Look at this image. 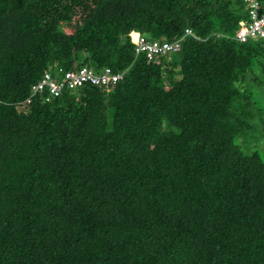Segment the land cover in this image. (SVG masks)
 <instances>
[{
    "label": "trees",
    "instance_id": "obj_1",
    "mask_svg": "<svg viewBox=\"0 0 264 264\" xmlns=\"http://www.w3.org/2000/svg\"><path fill=\"white\" fill-rule=\"evenodd\" d=\"M246 18L244 0H0V264H264ZM133 31L183 39L149 58ZM83 65L123 76L26 103Z\"/></svg>",
    "mask_w": 264,
    "mask_h": 264
},
{
    "label": "built area",
    "instance_id": "obj_2",
    "mask_svg": "<svg viewBox=\"0 0 264 264\" xmlns=\"http://www.w3.org/2000/svg\"><path fill=\"white\" fill-rule=\"evenodd\" d=\"M247 9V18L239 23L235 37L240 42L249 40H264V3L261 0H244ZM192 34L191 29L186 30L185 36ZM132 41L137 45V52L145 51L149 58H153L156 54H166L180 49L181 41L159 42L148 41L142 34L138 33L134 37L131 33ZM123 74L115 72L111 67H104L100 71L83 65L73 69L65 70L61 66L50 67L46 70L42 77L32 84L30 96L26 99V103H30L32 98L37 95H45L46 100L61 95L65 90L79 88L85 84H93L99 86H114L121 80Z\"/></svg>",
    "mask_w": 264,
    "mask_h": 264
},
{
    "label": "rangeland",
    "instance_id": "obj_3",
    "mask_svg": "<svg viewBox=\"0 0 264 264\" xmlns=\"http://www.w3.org/2000/svg\"><path fill=\"white\" fill-rule=\"evenodd\" d=\"M260 86H261V88L264 89V85H260ZM166 87L168 88V85H166ZM262 95L264 96V93ZM256 126H257V130H259L261 132L262 136L264 137V123L257 122ZM257 148H259L261 153L264 154V140L263 139L260 141V144L258 145Z\"/></svg>",
    "mask_w": 264,
    "mask_h": 264
},
{
    "label": "clouds",
    "instance_id": "obj_4",
    "mask_svg": "<svg viewBox=\"0 0 264 264\" xmlns=\"http://www.w3.org/2000/svg\"><path fill=\"white\" fill-rule=\"evenodd\" d=\"M132 33H137V34H138V33H140V32H139V31H133Z\"/></svg>",
    "mask_w": 264,
    "mask_h": 264
}]
</instances>
